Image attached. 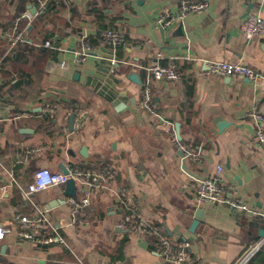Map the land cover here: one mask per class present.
I'll use <instances>...</instances> for the list:
<instances>
[{"label":"crops","instance_id":"crops-1","mask_svg":"<svg viewBox=\"0 0 264 264\" xmlns=\"http://www.w3.org/2000/svg\"><path fill=\"white\" fill-rule=\"evenodd\" d=\"M202 1L204 13L162 32L154 20L176 13L178 0H0V187L13 175L21 188L0 192V225L45 210L65 241L5 237L0 264H162L154 240L121 226L124 194L173 242L190 244L191 264H264L262 216L197 204L188 189L189 175L209 177L222 166L227 186L264 215V146L256 141L264 122L248 116L256 111L264 118V37L247 41L239 28L248 15L264 19V0ZM24 13L27 42L12 47L5 34ZM106 29L124 35L114 52L100 41ZM81 40L94 52L77 62ZM204 62L240 63L261 79L207 75ZM155 63L175 65L180 79L153 81L150 114L141 106L146 73L139 66ZM77 109L87 122L71 131L68 118ZM162 122L173 132L156 130ZM180 143L201 146L200 163L183 162ZM61 165L71 173L113 175L72 226L66 184L27 195L38 169L62 173ZM75 186L73 197H80Z\"/></svg>","mask_w":264,"mask_h":264},{"label":"built area","instance_id":"built-area-1","mask_svg":"<svg viewBox=\"0 0 264 264\" xmlns=\"http://www.w3.org/2000/svg\"><path fill=\"white\" fill-rule=\"evenodd\" d=\"M207 8V3L202 0H178L177 12L164 11L160 13L154 20V26L166 29L174 23L182 22L190 14L204 13ZM23 18H28V15L24 13L19 18H16L12 30L5 34L12 47L18 43L27 42L25 36L26 29L20 28V21ZM239 28L247 41L255 37H264V19L259 15L251 14L246 16L240 23ZM100 41L114 52L124 42V35L121 31L106 29L101 31ZM93 52V46L85 40H81L75 53L76 61H85ZM114 62L116 61L114 60ZM204 63L207 67V71L205 72L207 75L219 77L238 76L251 81H259L261 79V75L257 71L240 63ZM139 68L143 69L146 73L140 96L141 106L148 113L154 114V105L152 103L153 81L166 80L177 82L180 79V75L173 64L160 65L155 63L148 66H139ZM46 113L52 117L55 113V107L48 108ZM74 113V128L75 130H79L87 122V113L78 109ZM248 116L260 124L264 122L263 116L256 111L249 112ZM155 129L164 133H170L174 130L173 125L168 122L156 124ZM256 141L258 144L264 146V128H260L257 131ZM180 149L182 151L183 162L200 163L202 156L201 146L192 148L189 144L180 143ZM29 153L28 151L27 154ZM69 179H73L82 190L80 197L65 198V203L70 208L68 224L72 226L76 224L82 211L90 205L91 193L105 188V184L113 180V175L110 172H68L67 175H64L61 172H51L47 168H40L34 173L33 181L27 187V195L36 194L47 189L59 188L64 186ZM188 179V189L192 192L197 204L223 205L232 211L246 216L260 215L264 218L263 214L249 209L244 201L236 196L234 189L227 186L224 181V168L222 166H217L214 174L209 177L189 175ZM11 186H16L19 190L21 189L13 175H9V183L2 185L0 192L5 194ZM119 201L125 211L121 226L141 238L154 240L155 245L160 250L162 264H191L188 262V251L191 247L188 242H173L153 221L144 218L139 213L137 204L131 196L124 194L119 197ZM58 230L59 227L49 219L47 211L37 210L33 215H14L8 225H0V239L15 236L17 239L33 244H65ZM262 244L263 241L257 243L254 250Z\"/></svg>","mask_w":264,"mask_h":264},{"label":"water","instance_id":"water-1","mask_svg":"<svg viewBox=\"0 0 264 264\" xmlns=\"http://www.w3.org/2000/svg\"><path fill=\"white\" fill-rule=\"evenodd\" d=\"M181 25H179L178 27V31L181 33ZM161 31L163 32L164 30L161 29ZM130 79H135V76L134 75H131L130 76ZM138 79V78H137ZM140 83V82H138ZM74 117H75V113L73 112L70 117L68 118V126L70 128L71 131H73V128H74ZM223 123H221L220 127H222ZM175 131H176V134L178 136V139H180V136H179V124H177L175 126ZM61 170H62V173L64 175H67L68 174V170L63 166L61 165ZM75 182L73 181V179H69L66 183V188H65V192H64V196L67 197V196H70V197H73L76 195V189H75ZM201 214H202V210L201 209H198L196 211V214H195V220L192 222L191 224V227H190V230L193 232L195 229H196V226L199 224V220L201 218ZM263 232H261L262 234Z\"/></svg>","mask_w":264,"mask_h":264}]
</instances>
